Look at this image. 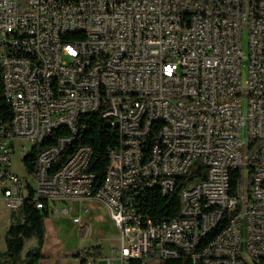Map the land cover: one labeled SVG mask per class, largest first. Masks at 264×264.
<instances>
[{
  "label": "built area",
  "instance_id": "2783aa9c",
  "mask_svg": "<svg viewBox=\"0 0 264 264\" xmlns=\"http://www.w3.org/2000/svg\"><path fill=\"white\" fill-rule=\"evenodd\" d=\"M181 8L190 9L187 21L177 18ZM74 23L89 34H60ZM181 25H192V34H179ZM99 34H106V47H97ZM85 40L91 49H83ZM29 50H41V59ZM0 61L12 112L9 122L0 113V219L6 209L12 221L28 199L66 217L70 200L94 199L119 230L112 253L119 252L120 264L179 257L192 264H264V0H0ZM119 103L138 105L142 116L118 113ZM80 108H91L114 136L112 119H121L132 137L125 155L115 154V143L109 148L103 181L84 171L92 147L74 145L65 133L39 149L43 160H35L30 180L13 170V157L22 156L24 165L23 152L41 144L55 121L81 125ZM157 112L170 115L168 128L158 125ZM160 138L170 140V156H162ZM201 162H213V169H201ZM200 173L216 175L218 185ZM235 173L240 196L230 192ZM158 182L170 194L188 183L179 192L186 202L179 216L155 219L146 212L148 183L158 190ZM221 196H229L231 207H221ZM207 210H215L208 222L217 234L202 231Z\"/></svg>",
  "mask_w": 264,
  "mask_h": 264
},
{
  "label": "trees",
  "instance_id": "16d2710c",
  "mask_svg": "<svg viewBox=\"0 0 264 264\" xmlns=\"http://www.w3.org/2000/svg\"><path fill=\"white\" fill-rule=\"evenodd\" d=\"M3 67L0 61V113L3 114L6 122L11 121L12 112L10 103L3 95L2 83ZM79 132L74 138L77 140L74 145L85 144L93 149V155L89 163V169L96 173L98 182L103 181L107 166L109 164V148L118 144L117 133L114 134L108 129L105 121L98 114L83 115L80 119ZM67 133L62 129H56L52 136L42 144H38L24 157V166L28 173L35 167V160L41 147L56 142V134ZM193 170L189 177L193 178ZM203 173H200V179ZM239 174L233 175V186L237 187ZM182 180V177L179 179ZM186 182H179L175 191L171 194H163L157 188H149L150 193L144 204L146 212L155 219H170L179 216L181 203L179 192L186 185ZM50 216L48 209H39L33 200L28 199L18 212L12 214V221L6 233V250L0 251V264H40L42 250L46 238V219ZM30 243L33 245L29 246ZM79 260L78 264L93 263L103 256L100 245H92L87 248H78L71 254ZM127 264H141L140 259H130ZM161 264H192L187 257L164 259Z\"/></svg>",
  "mask_w": 264,
  "mask_h": 264
},
{
  "label": "bare ground",
  "instance_id": "6f19581e",
  "mask_svg": "<svg viewBox=\"0 0 264 264\" xmlns=\"http://www.w3.org/2000/svg\"><path fill=\"white\" fill-rule=\"evenodd\" d=\"M77 2H85V0H74ZM190 16V9L181 8L177 11V18L179 21H187V17ZM60 34L63 35H88L89 27L81 25V23H74V25H68L60 27ZM179 34H192V25H181L179 27ZM92 40L83 41V49H91ZM97 47H106V34H99L97 36ZM29 57L32 59H41V50H29ZM113 69H121V62H113ZM3 85H7V76L2 75ZM108 89H116V82H108ZM10 105L11 101L7 100ZM118 113L128 114L129 116H142V108L138 107L134 103H119ZM91 114V108H80V115ZM155 120H157L158 125L161 128H168L170 126V115L166 112L155 113ZM112 127H117L118 144L115 146L116 155H125V147L127 145H132V137H128V132L125 131V122H121V119H112ZM56 129H62L67 131L69 134V139L74 140L79 132V124H75L72 121H55L54 124L50 126V133H44L41 137L42 142L49 139ZM50 140V139H49ZM160 145L162 149V156H170L171 154V143L168 138H160ZM52 146L48 145L46 147ZM30 151L23 152V159ZM36 160H43V152L37 154ZM116 169H124V162L115 161ZM201 169H213V162H201ZM51 171H61V164H51ZM84 171L87 175H96L89 169V163L84 164ZM182 177V173H175V180H179ZM203 177L200 180H208L210 185H218V177L216 175H210V173H203ZM151 178H160V171H151ZM234 186V185H233ZM235 187V186H234ZM230 185V192L233 196H240L241 191V181H238L237 187L234 188ZM149 188H157L156 183H148ZM158 189L163 194H169L170 189H168L167 183L158 182ZM182 190H188V183L182 188ZM186 201H193V194H186ZM181 209H186V202H182L180 199ZM221 207H231V200L229 196H221ZM208 219H215V210L205 211V215H201L202 231L205 234H217L218 226L211 225Z\"/></svg>",
  "mask_w": 264,
  "mask_h": 264
},
{
  "label": "crops",
  "instance_id": "0c3cea01",
  "mask_svg": "<svg viewBox=\"0 0 264 264\" xmlns=\"http://www.w3.org/2000/svg\"><path fill=\"white\" fill-rule=\"evenodd\" d=\"M67 205V217L54 212L46 219V238L40 264H78L79 260L71 254L80 248L82 238H85V242L92 241V245L100 246L103 240L112 238L118 246L119 230L102 202L74 199ZM76 218L78 221H75ZM108 257L111 256L103 250V256L93 264H108Z\"/></svg>",
  "mask_w": 264,
  "mask_h": 264
},
{
  "label": "rangeland",
  "instance_id": "374dc122",
  "mask_svg": "<svg viewBox=\"0 0 264 264\" xmlns=\"http://www.w3.org/2000/svg\"><path fill=\"white\" fill-rule=\"evenodd\" d=\"M243 52H244V54H247V52H248V37H247V35H244ZM21 158H22V156L20 157L18 154L13 157V170L15 172H17L25 180H30L31 175L26 171ZM10 224H11L10 212L6 209H3L2 210V216L0 219V251L1 252L6 250L5 238H6V233H7V230L9 228ZM92 244H93L92 241H86L85 242V238H82L81 242H80V248L90 247L89 245H92ZM31 245H33V243L32 244L30 243L29 246H31ZM116 245H117V243L114 242V240L112 238H106L102 242L101 250H102V252H103V250L105 252H107L108 255L113 258V261L115 264H120V262L117 258L119 256V252L118 251H116L114 253L110 252V250L112 248L117 247ZM149 264H160V263L156 260H152Z\"/></svg>",
  "mask_w": 264,
  "mask_h": 264
}]
</instances>
